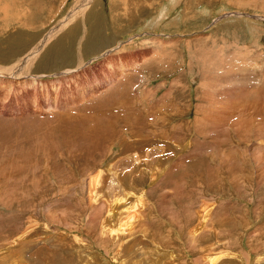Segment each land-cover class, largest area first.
Instances as JSON below:
<instances>
[{"label": "rangeland", "instance_id": "1", "mask_svg": "<svg viewBox=\"0 0 264 264\" xmlns=\"http://www.w3.org/2000/svg\"><path fill=\"white\" fill-rule=\"evenodd\" d=\"M86 1L0 0V264H264V0Z\"/></svg>", "mask_w": 264, "mask_h": 264}, {"label": "bare ground", "instance_id": "2", "mask_svg": "<svg viewBox=\"0 0 264 264\" xmlns=\"http://www.w3.org/2000/svg\"><path fill=\"white\" fill-rule=\"evenodd\" d=\"M90 1V2H89ZM95 0H87L86 2H82V4H80V6L77 8V9H74L73 11H74V13H72V14H70V16H85L86 14H87V10L89 9V7H90V5L92 4V2H94ZM118 1L119 0H110L109 2H110V9L112 10V12H113V14L115 15V14H117L118 13V10L117 9H115V8H117V7H119L118 6ZM123 1V0H122ZM127 0H125V2H126ZM138 2H142L141 0H139ZM121 4H122V2H120ZM135 3H136V0H135ZM126 8V7H125ZM124 8V9H125ZM127 12V11H126ZM124 17V19L125 20H127L128 19V21L130 20H132L130 17H125V16H123ZM253 17V16H252ZM263 18V17H262ZM258 20H261V19H258ZM63 25H64V20L62 21V24L61 23H56V25H55V27H54V29H51L50 30V34H49V37L52 35V33L53 32H56L57 30H61L62 29V27H63ZM53 36V35H52ZM49 37H45V38H43V40H42V43L41 44H38L37 46H35L34 48H32L30 51H29V53L28 54H26L24 57H22V58H20L16 63H13L12 65H10V66H3V67H1L0 66V74H3V73H7V76H9V77H11V78H15V79H18L19 77H21L24 73H26L27 74V77H28V75L30 74V71L33 69V67H34V65H35V63L37 62V58L39 57V55H40V53H41V50H42V48L45 46V43L44 42H47V39H49ZM166 44H159L158 46L159 47H157V46H155V47H157V48H159V49H162L163 50V52L164 51H167V50H169V51H171L170 49H167L166 50V46H168V45H166ZM156 51V50H155ZM159 53H161V51H159ZM175 53V52H174ZM166 54H167V52H166ZM243 54V53H242ZM164 55H165V52H164ZM166 56V55H165ZM164 56V59L166 58ZM244 56V55H243ZM154 57V56H153ZM169 57V56H168ZM81 58V57H80ZM160 58V57H159ZM240 58V57H239ZM168 59V58H167ZM169 60V59H168ZM81 61V60H80ZM240 64V63H239ZM82 65H84V63H83V59H82V62L81 63H79V67L80 66H82ZM122 68V70L125 68L124 66H122L121 67ZM128 71V70H127ZM3 76V75H2ZM30 76V75H29ZM208 76V75H207ZM0 77H1V75H0ZM122 77H123V75H122ZM121 77V78H122ZM124 77H125V75H124ZM209 77H211V76H209ZM5 78V77H4ZM113 78H115V76H112L111 77V79H113ZM123 79V78H122ZM124 79H126V77L124 78ZM128 79V78H127ZM110 80V79H109ZM114 81H115V79H113ZM212 80V79H211ZM210 80V81H211ZM214 80V79H213ZM218 80V79H217ZM13 81V80H12ZM118 81H119V79H118ZM121 81V80H120ZM210 81H209V85L208 86H210ZM207 82V81H206ZM106 83V82H105ZM113 83V82H112ZM123 83H125V82H123ZM218 84H219V82H218ZM108 85V84H107ZM125 85V84H124ZM112 86V85H111ZM218 86V85H217ZM228 86V85H227ZM211 87V86H210ZM107 88V87H106ZM216 88V87H215ZM113 87H108L107 88V91H108V93H107V91L105 92V93H107V94H109L110 95V93H112V92H114L113 90ZM84 89H78L77 90V97H78V99H79V96H80V94H82V93H84L85 91H83ZM106 90V89H105ZM109 90H111V91H109ZM235 90V89H234ZM242 90V89H241ZM240 92H242V91H240ZM65 93V92H64ZM64 93H62V95H64ZM95 93H97V92H94V94ZM101 93V92H100ZM116 93V92H115ZM238 93V92H237ZM87 94V93H86ZM105 95L104 96V98L103 99H105V98H107V96H109V95ZM113 94V93H112ZM235 94V93H234ZM264 94V93H263ZM101 96H103L102 95V93L100 94ZM261 95H262V93H261ZM98 96V95H97ZM84 97V96H83ZM83 97H81V99L83 98ZM210 98V97H209ZM236 98V97H235ZM240 98V97H239ZM112 99V98H111ZM237 99V98H236ZM86 100H88V101H85L86 103L88 102V103H90L91 102V99H90V102H89V98L88 97H86ZM105 101V100H104ZM215 101V100H214ZM79 102V101H78ZM99 102H102V101H99ZM111 102H113V100H111ZM84 103V102H83ZM104 103V102H103ZM111 105L112 103H110V101L108 102V98L106 99V101H105V104L104 105H102V106H104V108H106L105 107V105ZM114 103V102H113ZM52 104H54V106L52 105ZM91 104V103H90ZM88 105V104H87ZM65 106V105H64ZM63 106V107H64ZM81 106V108H82V104L80 105ZM92 106V105H91ZM232 106V105H231ZM52 107H54L55 109L57 108V109H59L60 108V106H58V105H56L55 103H50V104H48L45 108H46V110H50L49 108H52ZM62 107V106H61ZM71 107V106H70ZM89 107H90V105H89ZM95 106L93 105V109H97L98 107H95ZM112 107V106H111ZM72 108H74V107H72ZM87 108H88V106H87ZM91 108V107H90ZM113 108V107H112ZM233 108V107H232ZM75 109H77V108H74L71 112H75ZM108 109V108H107ZM79 110V109H78ZM85 110H86V108H85ZM88 110V109H87ZM94 110V111H95ZM80 111H82V110H80ZM79 111V112H80ZM86 111H82V113H83V115H85L86 117H83L81 114H78V112L77 113H70V111H67V113H57L56 115L54 114V117H52L51 119H50V121H52L51 123H50V121H49V123L52 125L54 122H56L55 123V125H65L67 122H73V123H78L79 121H80V123L81 124H83V123H85V121L87 120V119H89L90 118V120L92 119V118H94V117H96L95 115H92L91 113L89 114L88 112V114H86L85 113ZM54 113V112H53ZM101 113V112H100ZM104 113V112H103ZM94 114H95V112H94ZM109 115V114H108ZM107 115V116H108ZM231 116V115H230ZM84 118V119H83ZM80 119V120H79ZM209 120V119H208ZM89 121V120H88ZM104 121H106V120H104ZM200 121H202V119H197V121L196 122H200ZM203 121H207V118H203ZM210 121V120H209ZM208 121V122H209ZM219 121V120H218ZM61 122H63V123H61ZM213 121L211 120V123H212ZM99 123V122H98ZM101 123V122H100ZM204 123V122H203ZM97 125V124H96ZM198 125V124H197ZM196 125V126H197ZM215 126V125H214ZM218 126V125H217ZM57 127V126H56ZM59 127V126H58ZM178 127V126H177ZM198 127H200V125H198ZM19 128V127H18ZM21 128H22V126H21ZM20 128V130H21V132H22V129ZM60 128V127H59ZM104 128V127H103ZM218 128V127H217ZM24 129V128H23ZM53 129V128H52ZM56 130H57V128H55ZM55 129H53V130H55ZM61 129H63V128H61ZM101 129H102V127L100 126V128H96V129H94V130H92L90 127H88L87 129H86V131H90V132H92V133H96V131H97V133H99L98 132V130L99 131H101ZM63 130H65V129H63ZM62 130V131H63ZM103 131V130H102ZM13 132V131H12ZM20 132V131H19ZM20 132V133H21ZM136 132H137V130H136ZM51 133H53V132H50V136L52 135ZM71 133H74V131H71ZM139 133V132H138ZM54 134V133H53ZM3 135V134H2ZM49 135V134H48ZM5 136H8L9 137V139L11 140H14L12 137H14V138H16L17 137V135L16 134H10V133H7V134H5ZM26 136V135H25ZM49 136V137H50ZM52 136H54V135H52ZM224 138V137H223ZM29 139V138H28ZM51 139V138H50ZM225 139V138H224ZM11 140V141H12ZM52 140V139H51ZM92 140V139H91ZM2 141H6V140H4V139H2ZM33 141H34V139H33ZM32 141V142H33ZM29 142H31V140H29ZM3 143V142H2ZM6 143V142H5ZM34 143V142H33ZM86 144V143H85ZM95 144V143H94ZM27 145V144H26ZM14 146V145H13ZM28 146V145H27ZM27 146H21L19 149H25L24 147H27ZM33 147V146H32ZM216 147V146H215ZM4 148H5V146H4ZM7 150V149H6ZM10 150V152H11V156L10 155H8L10 158H12L13 157V155L15 156H17L18 154H23L22 152H20V153H15L13 150L14 149H9ZM27 150V149H26ZM31 154V153H30ZM7 156V157H8ZM17 158V157H16ZM18 158L19 159H22V158H20V155L18 156ZM6 159V158H5ZM18 160V159H17ZM23 160V159H22ZM25 161V160H24ZM13 162V161H12ZM29 164V163H28ZM92 167V166H91ZM3 171V170H2ZM11 171H13V169L11 170ZM6 173H9V171H7L6 170ZM28 177V176H27ZM29 178V177H28ZM28 178H26V179H28ZM32 179H33V177H32ZM15 182V181H14ZM32 182H34V183H39L40 184V182H39V180H34V181H32ZM142 208V207H141ZM142 212V211H141ZM103 222V221H102ZM105 228V227H104ZM199 231V230H198ZM197 231V232H198ZM196 232V233H197ZM195 233V234H196ZM194 234V233H193ZM203 234V233H202ZM207 235V234H206ZM192 236V235H191ZM194 236V238H195V235H193ZM113 237H114V235H113ZM204 237V236H203ZM193 238V237H192ZM202 238V237H201ZM108 239H110V238H108ZM193 240V239H192ZM195 241H196V238H195ZM107 242V241H106ZM59 245V244H58ZM55 248V247H54ZM66 248V247H65ZM46 249V248H45ZM55 249H58V248H55ZM3 250V249H2ZM56 252V251H55ZM54 252V253H55ZM66 252H67V250H66ZM45 253V252H44ZM58 253V252H57ZM57 253H55L54 255H57ZM43 254V253H42ZM60 254V253H59ZM43 255H46V254H43ZM66 255H68V254H66ZM49 256V258H50V262H51V264H62V262H64L63 264H67L65 261H64V259L63 260H59V261H57L56 259H55V257L56 256H51L50 257V255H48ZM70 256V255H69ZM72 257V256H71ZM63 258V257H62ZM216 258V257H215ZM68 259V258H67ZM217 260V259H216ZM67 262H68V260H66ZM69 264H75L74 262H73V260L71 259L70 261H69Z\"/></svg>", "mask_w": 264, "mask_h": 264}]
</instances>
